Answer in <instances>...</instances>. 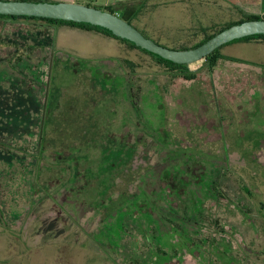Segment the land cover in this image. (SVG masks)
I'll use <instances>...</instances> for the list:
<instances>
[{"label":"rangeland","instance_id":"rangeland-1","mask_svg":"<svg viewBox=\"0 0 264 264\" xmlns=\"http://www.w3.org/2000/svg\"><path fill=\"white\" fill-rule=\"evenodd\" d=\"M63 2L141 4L136 27L173 49L238 17L226 0ZM37 30L0 22V264H264V45L228 44L244 64L201 61L189 82Z\"/></svg>","mask_w":264,"mask_h":264},{"label":"water","instance_id":"water-1","mask_svg":"<svg viewBox=\"0 0 264 264\" xmlns=\"http://www.w3.org/2000/svg\"><path fill=\"white\" fill-rule=\"evenodd\" d=\"M0 15L36 17L88 24L105 29L162 60L192 65L204 61L216 50L235 41L264 35V19L246 21L233 25L195 49L174 50L146 38L137 28L116 14L74 2H29L0 0Z\"/></svg>","mask_w":264,"mask_h":264},{"label":"trees","instance_id":"trees-1","mask_svg":"<svg viewBox=\"0 0 264 264\" xmlns=\"http://www.w3.org/2000/svg\"><path fill=\"white\" fill-rule=\"evenodd\" d=\"M2 1H29V2H35V3H39V2H61L63 0H2ZM227 2H229L231 5H233L235 8L241 10L242 8H244L246 5H255V6H259L260 3L256 2L255 0L253 1L252 4H250L251 1L248 0H226ZM89 7H94L97 9H100L96 6H92V5H87ZM145 6H142L141 4H134V3H121L120 5L118 4V7H115V4L111 5V6H107L104 7V11H108L112 14H116L119 17H121L122 19L126 20L129 24H131L132 26H134L135 28L136 25L134 24V21L137 20L144 12H145ZM264 19V17L262 16H256V15H245L243 16V18L238 21V22H234V23H230L227 25H224L222 28L219 29H214V31L210 34H205L204 39L198 43L197 45L191 47L190 49H195L199 46H201L202 44H204L205 42L209 41L211 38H213L214 36H216L217 34H219L220 32H222L223 30L236 25V24H240L246 21H253V20H262ZM1 21H29V22H36L41 24L42 26H45L47 28H51L52 31L54 29H56V27L60 26V25H67V26H71V27H75V28H79V29H84V30H96L98 32H101L103 34H105L108 37L114 38L116 40L122 41L126 44H128L130 47H132L135 50L140 51L141 53H144L145 55H148L150 57H152L157 63L158 65L163 66V68L165 69V72L175 75H172L173 79H184L185 81H189L192 82L197 78V72H190L189 68L187 65H179V64H174L165 60H162L160 57L158 56H154L150 53H148L147 51L136 47L133 43L105 30L102 28H98V27H94L88 24H79V23H75V22H66V21H62V20H54V19H43V18H36V17H15V16H3L0 15V22ZM138 29V28H137ZM139 30V29H138ZM140 31V30H139ZM146 38L151 39L150 37L146 36L142 31H140ZM37 33L39 35L40 38H43L45 40V42H49L50 38L52 39L53 42V37H52V32L48 33L47 30H37ZM35 35V34H33ZM50 37V38H49ZM264 35H258V36H252V37H248V38H244L235 42H248V41H254V40H258V39H263ZM153 40V39H152ZM155 41V40H154ZM157 44H160L159 42L155 41ZM233 42V43H235ZM231 44V43H230ZM166 48H169L165 45H162ZM226 46V45H225ZM224 47V46H223ZM222 47V48H223ZM169 49H173V48H169ZM174 50H187L184 48L181 49H174ZM221 48L216 50L212 55L208 56L203 62L205 64V66L207 67L208 71L210 73L215 72L216 68L218 67L219 63L221 61H229L232 63H237V64H244L241 60L239 59H235V58H231V57H225L221 54ZM130 64V63H129ZM131 65V64H130ZM2 212V211H1ZM0 212V223L1 225H3L4 227L8 228L7 222L4 219V215Z\"/></svg>","mask_w":264,"mask_h":264},{"label":"crops","instance_id":"crops-1","mask_svg":"<svg viewBox=\"0 0 264 264\" xmlns=\"http://www.w3.org/2000/svg\"><path fill=\"white\" fill-rule=\"evenodd\" d=\"M251 1L250 4L253 3L254 0H248ZM256 2H259L260 5L259 6H255V5H246L244 8H242L241 10L235 8L236 13H237V18L235 22L240 21L243 16L245 15H256V16H262L264 17V0H255ZM234 23V22H233ZM58 31H79L81 33L87 34V35H92L96 38H99L101 41L106 42L109 46H112L114 48L120 49V50H124L125 52H132L135 54V49H133L132 47H130L128 44L116 40L114 38L108 37L105 34L98 32L96 30H84V29H79V28H75V27H71V26H67V25H60L58 27H56V29H54L52 31V37H53V46L54 49L56 50V46H57V42H56V35ZM244 44H248V45H255V46H259L264 45V38L263 39H258V40H254V41H248V42H242ZM56 52V51H55ZM57 53V52H56ZM85 56H83L84 58L87 57L88 55L84 53ZM153 209V208H152Z\"/></svg>","mask_w":264,"mask_h":264}]
</instances>
